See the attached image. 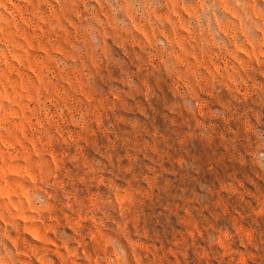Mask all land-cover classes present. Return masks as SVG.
<instances>
[{"label":"rangeland","instance_id":"1","mask_svg":"<svg viewBox=\"0 0 264 264\" xmlns=\"http://www.w3.org/2000/svg\"><path fill=\"white\" fill-rule=\"evenodd\" d=\"M0 264H264V0H0Z\"/></svg>","mask_w":264,"mask_h":264}]
</instances>
